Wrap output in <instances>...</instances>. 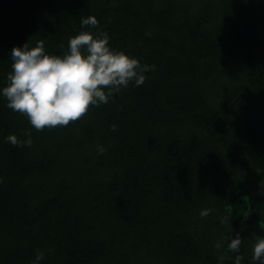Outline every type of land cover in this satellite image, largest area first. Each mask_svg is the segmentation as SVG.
<instances>
[{"label":"trees","instance_id":"trees-1","mask_svg":"<svg viewBox=\"0 0 264 264\" xmlns=\"http://www.w3.org/2000/svg\"><path fill=\"white\" fill-rule=\"evenodd\" d=\"M81 31L155 70L36 131L2 94L10 50L63 55ZM263 180L264 0H0V264H234L237 234L260 264Z\"/></svg>","mask_w":264,"mask_h":264},{"label":"clouds","instance_id":"clouds-1","mask_svg":"<svg viewBox=\"0 0 264 264\" xmlns=\"http://www.w3.org/2000/svg\"><path fill=\"white\" fill-rule=\"evenodd\" d=\"M98 23L95 16H89L81 20V27L96 28ZM10 53L11 71L2 94L7 100L6 106L26 116L36 131L66 127L80 120L91 106L107 104L114 93L127 88L129 83L143 85L145 73L155 70V65H142L125 52L110 48L108 34L102 31L95 35L81 31L70 37L68 50L63 55L47 54L43 40L31 48L27 42L13 46ZM110 130L115 131L116 125H111ZM24 135L26 140L13 134L6 139L14 146L31 147V132ZM97 152L103 154L105 148L98 145ZM210 212L211 209H202L199 215L204 218ZM248 215L245 211L244 216ZM229 218H222L221 223H229ZM242 242L237 234L227 243V251L236 254L234 264H241L244 258L239 254ZM221 247L220 242L215 244L218 251ZM43 258L44 252L37 250L32 264H38ZM219 259L223 262L232 257L221 253ZM252 260L264 264V236H255Z\"/></svg>","mask_w":264,"mask_h":264},{"label":"rangeland","instance_id":"rangeland-1","mask_svg":"<svg viewBox=\"0 0 264 264\" xmlns=\"http://www.w3.org/2000/svg\"><path fill=\"white\" fill-rule=\"evenodd\" d=\"M263 183H264V180H263Z\"/></svg>","mask_w":264,"mask_h":264}]
</instances>
